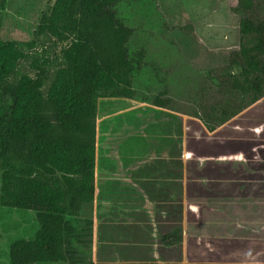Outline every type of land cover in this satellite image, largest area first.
Returning a JSON list of instances; mask_svg holds the SVG:
<instances>
[{"label": "trees", "instance_id": "16d2710c", "mask_svg": "<svg viewBox=\"0 0 264 264\" xmlns=\"http://www.w3.org/2000/svg\"><path fill=\"white\" fill-rule=\"evenodd\" d=\"M118 3L56 0L27 52L0 40V205L31 211L38 223L33 238L10 245L7 264L66 263V221L93 209L97 100L135 99L134 73L143 66L142 54L130 57L135 30L119 17ZM258 7L255 0H238L239 49L225 66L205 71L207 92L219 95V102L179 112L210 133L264 98V16ZM173 103L167 89L151 101L162 109ZM182 241L181 229L162 238L166 246Z\"/></svg>", "mask_w": 264, "mask_h": 264}, {"label": "rangeland", "instance_id": "374dc122", "mask_svg": "<svg viewBox=\"0 0 264 264\" xmlns=\"http://www.w3.org/2000/svg\"><path fill=\"white\" fill-rule=\"evenodd\" d=\"M55 1L0 0V40L16 42L27 52L26 43ZM255 1L264 16L263 1ZM237 5L238 0H119V17L135 30L130 57L136 61L143 55V66L134 73L136 98L97 100L96 200L92 211L67 219L68 260L59 264H264L263 248L220 244L205 236L216 230H191L197 241L189 246L163 245L161 238L173 228L155 218L152 202L147 209L136 191L127 190L138 180L137 159L154 156L158 125L168 132L174 123L180 136L185 116L178 112L221 99L207 92L204 74L225 66L239 49ZM22 68L27 71L28 65ZM165 89L172 110L151 105ZM37 229L35 213L0 205V264L9 262L11 243L33 238ZM182 230L184 241L187 230Z\"/></svg>", "mask_w": 264, "mask_h": 264}, {"label": "crops", "instance_id": "0c3cea01", "mask_svg": "<svg viewBox=\"0 0 264 264\" xmlns=\"http://www.w3.org/2000/svg\"><path fill=\"white\" fill-rule=\"evenodd\" d=\"M184 116L180 136L174 123L168 132L156 127L154 156L137 159L138 180L127 190L147 209L152 202L155 218L173 228L166 235L186 229L188 246L201 229L216 230L205 235L214 242L264 250V98L212 133Z\"/></svg>", "mask_w": 264, "mask_h": 264}, {"label": "flooded vegetation", "instance_id": "af4514ba", "mask_svg": "<svg viewBox=\"0 0 264 264\" xmlns=\"http://www.w3.org/2000/svg\"><path fill=\"white\" fill-rule=\"evenodd\" d=\"M238 6V5H237ZM120 99H122V98H120ZM131 100V99H130ZM134 100V99H133ZM155 107V106H154ZM156 108H158V107H156ZM98 132V131H97ZM97 143H98V140H97ZM95 185H96V182H95ZM96 192H97V188H96ZM95 200H96V195H95ZM94 203H95V201H94ZM3 207V206H2ZM5 208H7V207H5ZM65 227H66V225H65ZM66 233V232H65ZM65 238H66V236H65ZM161 243H162V240H161ZM12 244V243H11ZM10 244V245H11ZM181 244V243H180ZM164 245V244H163ZM179 245V244H178ZM166 246V245H165ZM175 246H177V245H175ZM168 247H170V246H168ZM9 251H10V247H9ZM67 253V252H66ZM68 257V256H67ZM8 259H9V257H8Z\"/></svg>", "mask_w": 264, "mask_h": 264}]
</instances>
